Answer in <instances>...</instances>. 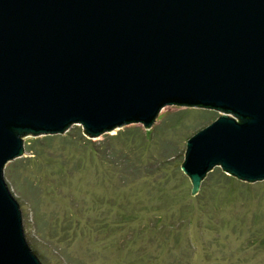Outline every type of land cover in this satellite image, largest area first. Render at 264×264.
Returning <instances> with one entry per match:
<instances>
[{"label": "water", "instance_id": "obj_1", "mask_svg": "<svg viewBox=\"0 0 264 264\" xmlns=\"http://www.w3.org/2000/svg\"><path fill=\"white\" fill-rule=\"evenodd\" d=\"M167 105L224 114L186 141L196 193L264 180V0H0V264H42L5 166L24 134L150 128Z\"/></svg>", "mask_w": 264, "mask_h": 264}, {"label": "rangeland", "instance_id": "obj_2", "mask_svg": "<svg viewBox=\"0 0 264 264\" xmlns=\"http://www.w3.org/2000/svg\"><path fill=\"white\" fill-rule=\"evenodd\" d=\"M183 108L165 106L150 128L128 124L87 138L101 148L104 134L113 135L128 126L151 130L160 123L161 115ZM213 113L212 121L224 114ZM212 121L199 123L194 131L178 133L174 140L179 159L169 160L163 178L158 174L137 176L126 183L113 173L111 162H104L80 143L63 139L73 135L79 125L55 134L50 147L39 148V158L32 157L28 146L33 147V141L45 135L24 134L26 152L20 158L29 159L15 169L22 178L39 184L40 208L49 230L38 232L29 202L21 200L32 238L48 250L46 258L54 256L49 263L65 264L59 252L65 249L84 259V264H122L129 249L141 253L144 248L158 264H164L171 252L169 262L174 264H264V180L246 182L216 166L193 193L190 178L181 170L187 139ZM129 151L148 162L157 155L155 146L148 142H139ZM184 203L191 206L185 219L178 222L176 211ZM156 220V230L145 229ZM55 229L58 234L54 236Z\"/></svg>", "mask_w": 264, "mask_h": 264}, {"label": "trees", "instance_id": "obj_3", "mask_svg": "<svg viewBox=\"0 0 264 264\" xmlns=\"http://www.w3.org/2000/svg\"><path fill=\"white\" fill-rule=\"evenodd\" d=\"M182 107L185 108L161 115L160 123L151 130H142L137 127L128 126L122 130H118L113 135L104 134L103 140L99 142L101 148H97V143L87 138L89 135H87L82 126H76L74 134L65 135L63 139L72 143H80L92 154H98L104 162H111L113 173L118 175L123 183L129 182L128 180L131 182L137 179V176L158 174L163 178L167 168L171 164L169 160L179 159L177 155L178 146L176 145V140H174L178 136V133L183 129L185 131H194L201 125L199 123H207L215 118L213 109L203 107L193 109L190 108L191 106ZM56 137L57 135H45L36 138L33 141V147L28 146V151L31 152L32 157L39 158L41 156L39 148L50 147L52 140ZM139 142L142 144L147 142L152 143L157 150L155 158L150 159L148 162V160L144 161V159L140 158V155H136L135 152H132L131 155L129 149L134 148ZM27 159L29 158H17L7 164L5 166V174L12 181L19 197L29 202L35 216L36 229L41 234L49 230V225L40 208V186L38 183L30 181L27 177L22 178L20 173L15 169L16 165L26 162ZM164 179L167 180V177L165 176ZM162 188L166 190V187ZM190 204L184 203L183 207L176 211L178 222H182L185 219L189 206H191ZM155 223H157V220L154 224H146L145 229L154 228L156 230L157 224L155 225ZM54 231H56L54 233L55 236L58 232L56 229ZM180 249L182 250L183 248L181 247ZM132 251V249H129L127 259L122 264H158L153 262L154 258L144 248H141V253ZM33 252L38 256L42 264H45L42 252H38L35 249H33ZM59 252L65 264H84V259L72 256L65 249L63 251L59 250ZM172 256L173 252L169 253L167 258L163 260V263L174 264L173 261L169 262V258Z\"/></svg>", "mask_w": 264, "mask_h": 264}]
</instances>
